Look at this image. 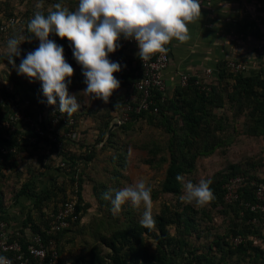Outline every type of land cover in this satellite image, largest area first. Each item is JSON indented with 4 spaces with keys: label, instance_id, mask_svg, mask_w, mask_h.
Masks as SVG:
<instances>
[{
    "label": "trees",
    "instance_id": "16d2710c",
    "mask_svg": "<svg viewBox=\"0 0 264 264\" xmlns=\"http://www.w3.org/2000/svg\"><path fill=\"white\" fill-rule=\"evenodd\" d=\"M78 7V4H74V10ZM1 32V31H0ZM30 40L26 41L28 43L27 47L21 48V55L15 57L20 61L26 57L27 53L35 50V40L36 37L32 34ZM49 39L54 40L57 44L62 46H70V42L67 38L61 39L55 33L50 34ZM122 39V38H121ZM26 43V44H27ZM167 48V45H166ZM138 65L132 68L130 71L122 70L114 73L116 78L120 81V88H126V91L122 94L114 92L110 98L109 106L106 107L108 113L105 122L99 121L98 127L100 128V135L97 139L100 143L105 140L108 129L110 127L111 121L114 117L118 116L124 105L125 98L132 93L129 88L143 76L142 74V63L141 59L137 61ZM12 77L16 78L18 83H11V86H7L5 83L0 81V94L4 98L5 104L0 103V145L7 149H15L8 154H4L0 151V169L9 163L11 159H15L11 163L12 167H18V150H31V152L40 153L46 142H49L48 136H44L38 140L37 143H32L30 138L35 135L33 131L26 130L21 133V130L17 127L14 131L7 128L4 125L5 120L10 117L8 108H12L14 105H18L19 109L23 111L27 116H29L36 123H39L46 131L48 130V114L47 112L51 107L55 109L59 107V98L57 97L56 105H48L47 99L44 96V100L38 101L39 95L31 92L29 84L31 87L40 86L37 81L35 83L29 82L23 83L21 79L23 77ZM84 76L82 72V67L74 71L73 77H71L72 83L69 85V90L72 86L86 85L84 81ZM23 80V79H22ZM232 81V89L226 92V87L224 83L227 84ZM199 81V83H198ZM12 82V81H11ZM34 85V86H33ZM27 86V88H25ZM34 87V89H35ZM25 88V89H24ZM28 90V91H27ZM134 93H137L134 91ZM156 103L159 107L157 113L152 111H142L140 113H134L133 118L130 121H126L121 126L111 133V137L106 140L102 146H108L116 142L117 138L122 131H125L131 124L136 121L141 120L143 117H147L151 122L157 120L158 116L162 117V122H169L170 131L173 132L170 141V160L169 165L166 170L165 178L161 184V191L165 194L178 195L182 191V186L176 181L175 177L177 174L184 176L186 172H192L196 168V162L200 156L209 155L217 150V148L223 146L226 141L225 137L219 133V130H224L222 125L223 121L227 120L225 113L220 115L216 112V109H222L229 104V111L233 116H244L245 117V131L249 136H261L264 135V67L259 68L257 71L249 72H232L227 67V62L222 63L219 67V71L210 82L205 81L202 77H191L187 86L182 84L176 89L172 96L168 95V92H159L155 90L154 92ZM38 99V100H37ZM97 110V109H96ZM95 110V112H96ZM117 111V115L114 116L113 112ZM172 111L174 115H179L182 125L180 127H173L171 125V120L175 118H168L166 112ZM105 112V110H104ZM228 114V112H227ZM77 119L80 121L81 118L87 117V113L78 110L74 113ZM84 116V117H83ZM217 121L219 123H217ZM78 125V124H77ZM76 125V126H77ZM72 126V128L76 127ZM177 129L183 131V135H179ZM25 133V134H24ZM60 140L65 146V151L58 152L59 156L57 158L66 162L67 167L65 169L58 166L60 170V175L63 178L56 179L53 185L54 187L59 186L63 191L64 187L67 186L66 176L69 177L71 184L75 185L76 181H79L82 177L79 173V160L82 158L81 151L84 148L83 143L74 141L71 136L65 137L61 136ZM92 145V144H87ZM76 146V149L73 147ZM93 146L92 148H94ZM96 148V147H95ZM92 150L87 154L86 159L91 160L94 157L96 149ZM79 149V151H78ZM43 159V157H42ZM94 159V158H93ZM69 168V170H67ZM244 174L250 181L255 179L260 182V178L256 174L248 172L247 170H240L237 166H233V171L224 180H219L215 185L214 197L217 201L223 205L224 213L232 214L235 212L238 221H235L233 228L231 229L233 236L241 235L245 240L229 250L230 254L243 253L245 255H252L255 253L256 256L264 254V249L261 248L257 243L258 241L264 242V211L258 210L256 212L246 209L241 201H249L252 203L256 202V196L254 192V187L248 182L241 190V199L234 204H227L224 200L225 197V184L226 182L235 175ZM97 179L96 183H101ZM81 183V182H80ZM79 183V185H80ZM82 185V183H81ZM214 185V184H213ZM34 188L30 187V184H26L20 192L16 194V200L20 197L25 196L34 200L33 212L28 215L27 219L24 221V227L22 231L28 226L31 227L32 231L35 233L42 232L44 227L49 225L52 219V215L47 212V205L43 202L45 199H51L54 195L50 188L42 191L35 192ZM80 204L79 212L81 214L80 220L73 224L70 228L63 230L56 236L57 247L61 255V264H66L63 256V240L66 239L72 232H75L77 227L83 224L82 218L87 203L84 200L85 197L79 192ZM70 197L67 195L60 203L54 208V213H56L60 207L64 206ZM219 203V204H220ZM218 204V205H219ZM189 206V205H188ZM167 209H169L167 207ZM165 209L163 213L154 216L155 227L151 230L145 229L138 222L132 223L130 225H124L113 230L112 234L103 237L100 240V244H94L86 251L84 254L80 255L76 259V263L79 264H173L172 256L169 252L163 248V245L172 244L177 245L182 254L192 255L194 253L192 246L188 241V236L193 233V230L197 228L193 221L192 216H185L183 222L185 223L184 229L179 231L178 235L172 236L169 233L168 225L173 224L174 220L170 218L167 214L168 210ZM185 209H189L186 207ZM5 208L3 202L0 200V214L4 213ZM243 212V213H242ZM37 215V217H36ZM181 217V215H179ZM42 220L41 223L38 219ZM5 219L0 215V220ZM6 221V220H5ZM195 226V227H194ZM241 226V228H240ZM193 228V230H192ZM153 230L160 233L159 236V252L151 254L148 247V242L146 236ZM226 235V234H225ZM225 235H219V238L215 241V245L220 247L225 251L226 241ZM101 246L107 247L110 251L108 254H103ZM175 247V246H174ZM203 257L206 258L207 264H213V260L208 258L205 254ZM111 263H107V260ZM201 259V257H200Z\"/></svg>",
    "mask_w": 264,
    "mask_h": 264
},
{
    "label": "rangeland",
    "instance_id": "374dc122",
    "mask_svg": "<svg viewBox=\"0 0 264 264\" xmlns=\"http://www.w3.org/2000/svg\"><path fill=\"white\" fill-rule=\"evenodd\" d=\"M57 3L75 11L74 4H78V0H0V22L6 26V30L0 32V74L3 80L10 84L13 82L18 83L17 79L12 77L17 75V78L23 77V80L21 79L23 82L20 85L30 82L29 79L26 81V76L18 74L16 68L8 61L7 56L4 54L6 42L11 37L23 36L28 39L20 45V48L27 47L28 43L26 41L30 40L29 37L32 35L27 31V24L34 13L42 11L47 15L49 9L55 10L54 5ZM38 4L42 7L37 8ZM14 59L16 65H19L21 61ZM232 84L231 80L229 84L224 83L227 89L226 92L232 89ZM29 86L32 93L39 95L37 97L39 98L38 101L45 99L40 86L36 88L33 85L35 89L31 87V84ZM78 89L79 86L74 85L69 90L70 94H76L77 99L80 97ZM89 103L88 107L83 108L80 106L79 108L80 111L87 113V117H83L96 123H99L100 120L105 122L108 113H106L107 108L104 107V102L100 99L92 100L91 98ZM228 108L229 104L227 103L224 108L216 109V112H219L220 115L225 113L224 116H227V120L222 123L224 130H219V133L226 139L223 146L209 155L200 156L196 162V168L192 172L184 174L185 180H191L193 183H198L200 179H211L212 184L210 187L213 192L216 188L215 184L219 180L226 179L233 171V166L254 173L260 178L259 180L264 181V135L249 136L245 131V117L233 116ZM166 114L168 118H175L171 120L173 127L178 128L182 125L181 120L178 119L180 118L179 115H174L172 111H168ZM161 120V116H158L154 122H151L147 117H143L131 124L125 131L119 132L121 134L114 145L97 146L99 137L96 138L95 142L90 140L89 143H83L84 148L79 151V154L85 152L79 160V172L81 171L79 174L82 177L79 181H76L75 185H72V181H69V177L66 176L64 179L68 184L63 191L59 186L54 187L53 184L57 182L56 179L53 178L52 180L50 178L48 183L45 182L47 178L46 170L51 168L52 162L49 161L48 164H44L43 161L47 158L46 155L51 158L55 155L47 154L46 149H42L40 153L35 152L36 159H39L42 165L40 168H33L30 159L34 153L31 150L19 149L18 162L21 166L25 165V168L20 170L16 166L12 167L11 163L15 160L12 158L9 163L0 169V200L3 202L4 208L10 212L9 209L17 203L15 202L17 199L16 191L18 190L17 183L23 184V180L36 179L39 181L43 179L42 183L39 182L38 184L41 186L36 187V191L40 193L48 188L52 189V192L54 191L51 199H45L43 202L44 205H47L46 210L51 215L54 214L53 210L56 205L65 196L71 197L76 190L82 193L85 197V203H87L81 221L83 224L63 240V256L66 264H77L76 259L78 256L84 254L94 244H100V240L111 235L114 229L140 221L143 207L136 210L130 204H125L119 214L113 215L111 202L102 199V194L109 189L119 190L125 186H130L142 179L152 189L153 216H157L163 213L167 207L169 208L167 214L174 220L173 224L168 225L169 233L172 236L178 235L179 231L184 229L185 223L182 220L187 216V213L188 216H192L191 220L197 226L195 230L192 228L193 233L188 236L194 257L182 254L179 247L177 245H174V247L173 243L163 245V248L172 256L173 264H207L206 258L203 257L205 254L213 260V264H264V254L258 256L255 253H251L250 256L243 253L230 254L229 250L232 246L236 247L233 243V237L235 236L232 235L231 229L238 218L235 212L232 214L222 212L223 205L215 197L206 206L197 207L181 199L184 194L183 189L178 195L162 193L161 184L165 178L171 157L169 147L173 132L169 130V122L163 123ZM217 123L219 122L217 121ZM15 128L17 129L15 126L11 130L13 133L16 130ZM177 132L179 135H183L181 129H177ZM110 137L111 135L107 140ZM93 146L96 147H94L96 149L94 159H86L87 154L92 150L94 151ZM16 169L20 171L18 172ZM16 173L18 174L16 175ZM95 178H98L101 183H96L97 179ZM62 179L60 178V180ZM8 197L9 200L6 201ZM186 207H189L190 210L185 209ZM38 221L41 223L40 217ZM219 235H225L226 241H229V244H225V251L214 244ZM159 236L160 233L155 230L146 236L151 254L156 255L159 252ZM101 248L105 255L110 252L107 247L101 246ZM106 262L111 263L109 259Z\"/></svg>",
    "mask_w": 264,
    "mask_h": 264
},
{
    "label": "clouds",
    "instance_id": "9594fccd",
    "mask_svg": "<svg viewBox=\"0 0 264 264\" xmlns=\"http://www.w3.org/2000/svg\"><path fill=\"white\" fill-rule=\"evenodd\" d=\"M54 9H49L47 15L35 12L27 24V31L40 41L38 48L16 65L14 58L21 55L20 45L28 38L11 37L4 54L18 74L41 83L48 105H56L58 97L59 112L68 118L80 108L76 94L69 92L74 68L66 60L64 47L49 39L50 34L70 42L85 77L87 87L82 93L108 103L120 87L114 73L122 70L121 64L110 60L109 54L121 47V38L138 42L137 55L144 63L156 53H165V45L173 38L180 43L190 40L188 24L201 17L199 0H78L75 11L60 3ZM175 179L182 186L184 202L204 207L214 199L211 179L193 183L181 174ZM151 193V187L141 179L119 190L109 189L102 199L111 202L113 215L119 214L125 204L136 210L143 207L139 223L151 230L155 227ZM0 264L11 261L0 255Z\"/></svg>",
    "mask_w": 264,
    "mask_h": 264
},
{
    "label": "built area",
    "instance_id": "2783aa9c",
    "mask_svg": "<svg viewBox=\"0 0 264 264\" xmlns=\"http://www.w3.org/2000/svg\"><path fill=\"white\" fill-rule=\"evenodd\" d=\"M214 0H199L201 6H209ZM6 26L0 22V31H5ZM39 39L35 40V49L39 47ZM121 47L117 49L115 53L109 54V59L121 64L122 70L130 71L133 65L130 62L123 60V52L137 44L135 40L121 39ZM65 49V57L69 64L72 65L74 71L81 68L73 56L71 46H63ZM166 47V45H165ZM257 56L260 58L261 67H264V43L258 48ZM142 78L135 82L131 86L132 93L125 98L124 105L120 114L116 117L119 122V127L126 121H130L133 118L134 113H140L142 111H152L157 113L159 107L155 100V90L159 92L167 91V82L164 77V71L167 69L170 63V55L168 50L165 53L154 54L149 61L142 62ZM227 67L232 72H245L248 70V63L244 60H229ZM121 70V71H122ZM215 73L212 69H206L204 72L205 81L210 82ZM190 81V75L184 74L181 77V84L187 86ZM41 84L39 81H37ZM1 83H5L7 86H11L6 80ZM199 83V81H198ZM136 91L137 93H134ZM0 103L8 106L4 101V98L0 94ZM13 111L8 117L4 125L11 130L18 124H24V128L31 130L35 135L31 136L32 143H37L38 140L44 136H48L49 142L43 147V150H47V154L59 156L58 152L65 151V146L60 140L61 136H71L72 126L79 124V120L75 115L68 118L59 112V107L53 109L51 114H48V130L46 131L39 123H36L23 111L19 109L18 105L12 106ZM0 151L4 154H8L15 149H7L0 145ZM58 166L65 169L67 164L65 161L60 160ZM69 170V168H67ZM250 183L254 187L256 196V202L252 203L241 201V204L246 209L251 211H264V182L257 181L255 179L248 180L244 174H238L232 176L225 184L226 190L224 200L227 204L237 203L241 199V190L247 184ZM80 197L79 192H76L70 197L69 201L59 210L52 214V219L47 227L42 229V232H23L20 228L13 229L5 221L0 220V255L6 256L11 264H61V255L57 247L56 236L58 233L65 229L70 228L73 224L80 220L81 214L79 212ZM243 213V212H242ZM245 239L241 236L233 237V243L235 246L241 244ZM264 244L263 241H258Z\"/></svg>",
    "mask_w": 264,
    "mask_h": 264
},
{
    "label": "crops",
    "instance_id": "0c3cea01",
    "mask_svg": "<svg viewBox=\"0 0 264 264\" xmlns=\"http://www.w3.org/2000/svg\"><path fill=\"white\" fill-rule=\"evenodd\" d=\"M188 28L190 40L185 43H180L173 38L171 42L167 44L170 63L164 71V77L167 82V92L169 96H172L181 85L182 75L188 74L191 77L198 76L202 78L206 69H212L214 73L217 74L220 65L229 60L246 61L249 66V72L259 69L261 61L257 56V50L264 43V0H214L209 6H201L200 20L188 24ZM138 52L139 47L137 43L123 52V60L125 62H130L133 68H135V66L137 67V61L140 59L137 55ZM0 81H4L1 74ZM86 87L87 86L83 84L80 85L77 90L80 96L77 101L83 108L90 105L89 102L91 99V96L82 93V90ZM131 89L130 87L129 90ZM125 91L126 88H120L117 89L116 93L123 94ZM109 103L110 102L104 104L105 106H109ZM8 111L9 114H11L13 108H8ZM52 111L53 107L50 108L47 114H51ZM117 113V111H114L113 115L116 116ZM116 117H114L112 121ZM16 127L21 129V133L25 131L24 124H18ZM109 130L110 127L105 140L97 143V146H102L111 135V133L109 134ZM100 133L101 131L100 128H98V123L90 119L82 118L79 124L71 130V138L81 143H89L91 142L90 140L95 142ZM73 149H76V146H74ZM34 155L30 159L31 167L40 168L42 162L40 163L39 159H36V153H34ZM46 156L47 158L44 159L43 163L48 164L50 161L52 162V166L49 168L50 170H46L47 178L45 182L48 183L50 178H52V180L53 178H62L60 170L57 168L59 162L57 156L53 158L48 155ZM17 168L23 170L25 165H18ZM19 169L16 170L19 172ZM17 174L18 173H16V175ZM42 181L43 179L39 181L35 179L23 180V184H19L20 182H18V190L16 193L20 192L26 184H30V187L34 188L33 190L36 191V187L41 186L38 184L39 182L41 184ZM8 200L9 197L6 201ZM15 202L17 203L12 206L13 208L9 209L10 212L5 208L4 213L0 215L5 218L11 228H20L22 230L25 224L24 221L27 219L28 215L31 213L36 214V212H33L34 200L22 196L19 200H15ZM27 231L33 232L30 226L24 229V232ZM257 244L264 249V244L260 242Z\"/></svg>",
    "mask_w": 264,
    "mask_h": 264
},
{
    "label": "water",
    "instance_id": "95a60500",
    "mask_svg": "<svg viewBox=\"0 0 264 264\" xmlns=\"http://www.w3.org/2000/svg\"><path fill=\"white\" fill-rule=\"evenodd\" d=\"M119 127V122H118V119L115 118L112 122H111V125H110V130H109V134L116 128Z\"/></svg>",
    "mask_w": 264,
    "mask_h": 264
}]
</instances>
